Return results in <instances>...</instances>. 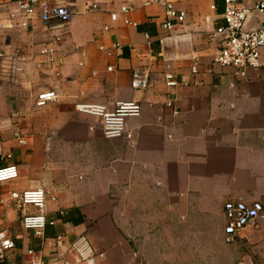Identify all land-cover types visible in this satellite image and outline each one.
Returning <instances> with one entry per match:
<instances>
[{"label":"crops","instance_id":"crops-1","mask_svg":"<svg viewBox=\"0 0 264 264\" xmlns=\"http://www.w3.org/2000/svg\"><path fill=\"white\" fill-rule=\"evenodd\" d=\"M14 1L0 6V50L18 68L0 74V121L8 125L0 146L10 155L0 158V167L14 164L18 171L15 180L0 184V229L13 242L0 264H61L54 238L69 243L79 235L102 253L96 264H149L142 251L150 234L179 232L187 222L192 233L208 232L212 222L218 226L224 254L217 264H264V51L259 67L243 75L212 63L210 37L221 24L222 0H167L185 14L170 32L160 28L161 8L141 7L139 0H93L95 12L84 11L88 0H60L73 16L58 28L44 27L36 17L9 18ZM236 1L250 7L259 0ZM122 5L133 9L121 15ZM261 23L256 13L247 27ZM51 42L54 65L46 66L38 50ZM140 66L148 71V86L134 92L129 74ZM167 69L177 80L172 109L165 107ZM45 90L56 101L35 108L36 93ZM132 99L141 114L126 120L131 140L103 139L100 119L74 109ZM11 127L26 136V146L11 139ZM38 187L54 201L47 199L46 224L35 234L20 226L21 215L35 210H21L8 195ZM121 193L140 196L141 251L117 223ZM228 200L259 202L262 218L223 244L222 204ZM203 241L196 246L213 247Z\"/></svg>","mask_w":264,"mask_h":264},{"label":"built area","instance_id":"built-area-1","mask_svg":"<svg viewBox=\"0 0 264 264\" xmlns=\"http://www.w3.org/2000/svg\"><path fill=\"white\" fill-rule=\"evenodd\" d=\"M11 0H0V6L9 4ZM141 7L159 6L162 10L163 20L160 28L164 32H170L175 27L183 24L184 12L177 10L167 0H139ZM15 10L8 13V17L31 19L36 17L44 26L63 27L72 19L73 12L70 7L60 0H15ZM84 11L95 12L98 9L97 2L88 0L84 3ZM133 9L130 5H122L118 8V13L125 15ZM117 12L110 13V19L118 15ZM262 15V23L259 26L248 28V20L254 14ZM221 24L217 25L211 32V39L214 40L216 52L212 63L221 67L235 69V73L243 75L247 68L259 67L260 52L264 51V0H259L252 6H244L236 0H222V12L220 14ZM124 24L133 25L127 19H123ZM106 30V28L104 27ZM53 42L44 44L38 54L46 58L45 65H54ZM51 45V46H50ZM118 43L112 44L111 48L117 49ZM132 50V48H131ZM108 55V53L106 52ZM7 70L8 73L18 71L13 66V57L8 56L0 50V74ZM106 70H110L107 67ZM191 73L196 72L195 66H191ZM163 84L168 95L165 107L172 109L175 98L174 88L177 80L168 69L162 74ZM129 88L134 92H143L148 86V71L146 68L134 67L129 74ZM56 94L51 90L36 93L33 106L42 108L46 104L55 102ZM108 107L100 104L80 103L74 105L78 112L95 116L100 119V132L105 140L125 138L131 140V135L126 131L125 123L128 118H136L141 114V106L136 100L126 102L109 103ZM175 114V112H172ZM9 124V123H8ZM0 121V131L7 127ZM11 139L17 146H26V136L17 127H11ZM0 158L9 159V154H3L0 146ZM18 171L14 164L0 167V184L15 180ZM9 199L21 210L27 207L35 210L34 214L23 213L20 217V226L23 230L40 234L46 220L44 210L47 199L54 201V197L47 195V192L38 187L20 192L11 191ZM59 214H62L60 211ZM222 216L224 224L222 226L223 244L234 242L238 233L247 226L255 224L257 219L262 218V206L259 202L246 203L239 200H228L222 204ZM13 248V242L5 229H0V262H3L7 251ZM54 248L57 252L61 264H96V260L102 258V253H96L89 245L84 235H79L73 241L65 243L61 236L54 238ZM70 256L71 260H67ZM241 264V263H238Z\"/></svg>","mask_w":264,"mask_h":264},{"label":"rangeland","instance_id":"rangeland-1","mask_svg":"<svg viewBox=\"0 0 264 264\" xmlns=\"http://www.w3.org/2000/svg\"><path fill=\"white\" fill-rule=\"evenodd\" d=\"M127 197L125 199L124 194L121 193L120 201L117 203L118 215L116 220L122 231H127V234L136 240L140 250L142 249L140 245L144 241V233L141 232V200L138 194L129 195V199ZM197 219L198 222H207L204 217H197ZM187 220L189 219L187 218ZM188 224L189 222L186 225H181L182 230L179 232L150 234L149 248L142 251L148 257L149 264H209L211 260L217 264L222 259L224 254L222 247L224 245L219 243L217 237L218 226L212 225V222L209 224V231L200 234L187 232L186 230H190ZM196 240L201 241L198 243ZM203 240L207 241V244L212 242L213 247L205 249L196 246L203 245ZM193 241L194 244H190ZM178 245L181 246L177 247Z\"/></svg>","mask_w":264,"mask_h":264}]
</instances>
